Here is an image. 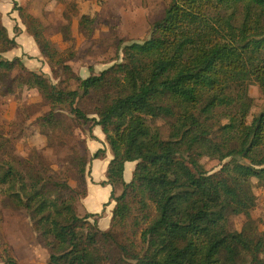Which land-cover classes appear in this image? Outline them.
<instances>
[{
	"label": "trees",
	"instance_id": "16d2710c",
	"mask_svg": "<svg viewBox=\"0 0 264 264\" xmlns=\"http://www.w3.org/2000/svg\"><path fill=\"white\" fill-rule=\"evenodd\" d=\"M18 11L46 58L41 21L26 7ZM80 25L93 39L98 15L85 14ZM15 47L0 12V71L16 69L71 121L101 127L113 156L102 185L112 187L115 207L110 228L101 230V215L78 207L91 162L105 149L60 174L4 161L8 141L0 132V195L28 216L49 264H264V233L257 239L229 225L244 211L238 188H264V109L251 122L241 115L249 82L264 97V0H171L150 38L119 48L121 62L78 77L72 91L27 71L19 58L2 59ZM53 118L36 122L45 129ZM207 157L230 161L212 173ZM127 163H136L129 183ZM1 258L17 264L7 253Z\"/></svg>",
	"mask_w": 264,
	"mask_h": 264
},
{
	"label": "rangeland",
	"instance_id": "374dc122",
	"mask_svg": "<svg viewBox=\"0 0 264 264\" xmlns=\"http://www.w3.org/2000/svg\"><path fill=\"white\" fill-rule=\"evenodd\" d=\"M77 1L78 10L85 9L86 15H98L99 20L104 21L106 18L98 13V10L106 6L114 22L122 24L132 22L136 25L127 30L109 33V41L103 45L102 32H100V40L88 39L85 36L80 25L84 14L78 19L81 29L79 41L73 42L71 27H65L68 22L65 11L69 5ZM9 2L18 15V9L26 7L29 14L41 21L42 41L46 44L48 55L46 58L42 57L40 47L34 38L28 35L33 39L32 47L37 45L43 61L28 55L30 47L20 45L17 41V47L2 53V59L11 62L19 58L27 71L43 74L59 89L72 91L77 89L78 77L86 79L92 73L99 75L118 62L122 57L119 48L134 42L141 43L150 38L152 25L161 19L171 0H141L144 10L142 15L137 14L135 9L139 0L122 1L123 9L119 8L120 0H55V3L48 0H10ZM113 21L111 20L110 25H113ZM101 42L102 44L99 45ZM98 45L99 47H96ZM24 59L37 60L34 62L37 66L29 68V64L23 62ZM16 71V69L0 71V76H4L5 80L3 83L0 79V132L8 141L2 148L4 161L14 166L36 162L63 174L70 166L78 169L79 161L84 155L91 157L100 149H110L101 127H90L93 125L92 122L89 126L71 121L69 112L58 108L61 104L45 99L35 89L36 87H31L21 80L20 76L24 74L17 76ZM247 94L251 101L242 106L241 115L246 121L251 122L264 109V97L254 81L248 83ZM82 104L88 109L94 106L90 100ZM50 112L54 118L45 120V124L48 125L43 129L36 120ZM31 122L32 125L29 126ZM64 126L71 129H62ZM229 161H222L219 157H207L205 165L209 171L215 173ZM125 172L126 169L124 181L129 183L132 179L127 182ZM69 185L75 187L76 183L70 181ZM254 185L251 191L238 188L237 197L244 211L233 216L229 225L235 231H245L259 239L264 233V188L256 183ZM10 204L13 205L4 195H0V264H3L1 258L3 253L16 260L17 264H49L50 255L40 246L28 216L22 211L16 212ZM261 257L264 261V253Z\"/></svg>",
	"mask_w": 264,
	"mask_h": 264
},
{
	"label": "crops",
	"instance_id": "0c3cea01",
	"mask_svg": "<svg viewBox=\"0 0 264 264\" xmlns=\"http://www.w3.org/2000/svg\"><path fill=\"white\" fill-rule=\"evenodd\" d=\"M9 1L10 0H0V12L2 15V23L7 29L9 36L11 38H15L20 45L24 44L26 46H29L30 53L28 55L34 56L35 58L42 60L37 45L36 47L35 45L34 47H32L31 44H34L32 43L33 39L30 38L28 34H26V28L24 24L20 20L18 13L16 11H13V7L11 6ZM122 1L124 0H120V9L124 8ZM77 4L78 1L74 4L69 5L65 11V18L68 19V22L65 24V27H71L73 32V42L79 41L80 37L79 31H81V29L80 25L78 24V19L82 15L86 14L85 9L83 11L78 10ZM135 9L136 13L139 15H142L144 13L141 0H139V4L136 5ZM98 13H100L104 18H106V20H99L101 24L98 25L99 27L97 26L93 40H100V32H102L103 34L101 35V38L103 40V45H106L108 43L110 37L109 33L113 31L127 30L136 25V23L132 22L125 24H122L120 22H114L112 19V15L110 14L109 8L106 6L101 7L98 10ZM111 20L113 21V25H110ZM15 28L19 29L18 34L15 33ZM101 44L102 42L99 45ZM99 45L96 47H99ZM35 61L37 60L26 61L24 59L23 62L25 64H29V68H34L37 66L34 64ZM105 150L107 151L105 158L95 159L91 162L89 174L87 177L88 194L86 198L80 201L78 207L79 212L81 214L91 213L101 215L98 219L99 227L101 230H108L110 228L113 210L115 207V202L111 201L112 187L110 185H102V183L107 181L106 172L108 170L110 162L113 159L111 150ZM135 167L136 163L126 164L125 180L127 182L132 179V170H134Z\"/></svg>",
	"mask_w": 264,
	"mask_h": 264
},
{
	"label": "built area",
	"instance_id": "2783aa9c",
	"mask_svg": "<svg viewBox=\"0 0 264 264\" xmlns=\"http://www.w3.org/2000/svg\"><path fill=\"white\" fill-rule=\"evenodd\" d=\"M262 192H263V191H262ZM262 192H261V193H262Z\"/></svg>",
	"mask_w": 264,
	"mask_h": 264
}]
</instances>
